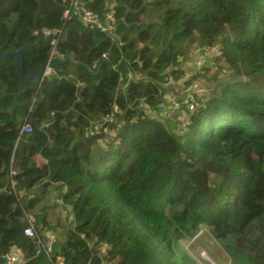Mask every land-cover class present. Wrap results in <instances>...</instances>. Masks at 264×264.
I'll return each mask as SVG.
<instances>
[{
	"label": "trees",
	"instance_id": "obj_1",
	"mask_svg": "<svg viewBox=\"0 0 264 264\" xmlns=\"http://www.w3.org/2000/svg\"><path fill=\"white\" fill-rule=\"evenodd\" d=\"M79 6L107 28L86 25ZM39 30L51 37L32 39L24 73L50 56L76 62L55 60L23 89L14 59L0 58V264L13 246L24 264H196L179 240L198 224L232 264H264V0H0L5 50ZM194 42L219 48L224 77L171 128L181 122L143 104L158 110L162 83L195 68L179 67ZM57 206L71 214L65 226L46 220ZM36 207L37 230L61 228L51 258L23 234Z\"/></svg>",
	"mask_w": 264,
	"mask_h": 264
},
{
	"label": "rangeland",
	"instance_id": "obj_2",
	"mask_svg": "<svg viewBox=\"0 0 264 264\" xmlns=\"http://www.w3.org/2000/svg\"><path fill=\"white\" fill-rule=\"evenodd\" d=\"M200 50L198 49L197 43L194 42V44L191 46L188 51L184 54V56L179 58L180 64L179 67L188 69L192 67L193 61L195 60L196 56ZM210 59L207 60L206 64L200 67L199 69H193L191 71H188L184 74V76L177 82H174L171 78H168L167 81L162 83V87L166 90L169 89L170 92H167L165 95L166 100H170V102L174 101L173 98H183V90L185 89L184 86V79H187L190 77L193 73L197 72L196 78L192 82V86L199 85L200 87L204 88L206 91H209L213 87V81L217 80L218 78L224 77V71H225V64L213 57H209ZM216 67V68H214ZM191 86V87H192ZM205 91V92H206ZM184 107H181L178 112H172L170 108L168 110H163L159 112V110H155L150 108L147 113L151 116L156 117L159 121H166L167 124H176V122H179V116H181L182 112L184 111ZM176 114V115H175ZM178 119H177V118ZM180 123V122H179ZM182 128L183 125L176 124L171 125L169 127L171 128ZM38 159V162H41V159L36 157ZM40 212L38 208L36 207L31 211L32 216L35 218V214ZM47 212V209L46 211ZM46 220H49L51 224H54L57 220H59V227L62 225L68 224V219L70 218L68 216V212L66 209L62 208L61 206H57L55 208V212H47ZM27 224V222H26ZM38 225L36 220L34 221V225ZM40 228V226H38ZM58 229L61 231V228ZM44 231H51L55 232L56 236L60 238L59 235L60 231H55L52 229L44 230ZM212 231V230H211ZM210 229H208L207 226L201 225L197 226L196 233L192 237H185L179 240V244L182 248V250L188 254L191 259L196 264H232L231 260L226 252V250L223 248L221 242L217 239H215L211 233Z\"/></svg>",
	"mask_w": 264,
	"mask_h": 264
},
{
	"label": "built area",
	"instance_id": "obj_3",
	"mask_svg": "<svg viewBox=\"0 0 264 264\" xmlns=\"http://www.w3.org/2000/svg\"><path fill=\"white\" fill-rule=\"evenodd\" d=\"M74 13H76L80 19L88 25L90 28H96L100 30H105L107 27L105 24H103L98 16L92 12L91 10L85 8V7H75ZM65 14L68 13V10L64 11ZM106 19L111 20L112 19V12L109 11L106 14ZM44 36L50 35L49 31L44 30L43 31ZM221 54V51L217 46H206L201 52L198 53L195 60L193 61V65L195 66V69H199L202 67L206 61L209 59V57L212 56H219ZM51 58V56H50ZM49 58V59H50ZM53 69L50 64L46 63L45 67L42 70L43 77H48L53 73ZM205 92V89L200 87L199 85L192 86L190 89H187L182 99L173 98L174 101L170 102V100L160 101L156 104V107L160 111H165L170 108L172 112H178V110L181 107H184V111L182 112L181 116H179V121L181 122V125L186 124L188 120L189 113L192 112L194 109L198 106V98ZM183 105V106H182ZM144 109L149 111L150 106L148 104H143ZM104 120H109V118H104ZM96 132L97 131V125L93 128ZM31 130V126L28 122L24 123L21 127V131L29 132ZM57 203L61 204V200L57 199ZM26 218V226L23 229V234L27 237H29L34 243H35V251L34 255H38L40 253H44L48 258H51L53 255H55L54 251V245L58 241V237L56 236L55 232L51 231H40L35 228L34 221L35 218L32 216L30 212H27L24 214ZM71 218V214L68 215ZM97 249L98 255L100 257L106 255L107 250L109 248V244L105 241L97 243L95 246ZM2 259L5 264H24L26 260V256L22 250H20L17 247H11L7 251H5L2 254ZM53 264H63V259L60 255H55V262Z\"/></svg>",
	"mask_w": 264,
	"mask_h": 264
},
{
	"label": "water",
	"instance_id": "obj_4",
	"mask_svg": "<svg viewBox=\"0 0 264 264\" xmlns=\"http://www.w3.org/2000/svg\"><path fill=\"white\" fill-rule=\"evenodd\" d=\"M35 36H39L44 41H49L51 37V35L44 36L43 31L41 30L36 31L35 33L28 34L26 40L22 43V45L13 51L5 50L4 44H0V58L1 59H14V62H15L14 73L18 76V78L22 82L23 89H26L28 86L40 84L44 80V77L42 75V70L45 67L46 63L52 65L55 60L60 61V62L67 61V60L76 62L71 55H66L64 57L53 56L45 63H41L34 72L27 73V74L24 73L23 68H22L21 55L30 46L31 41ZM83 86L84 85L80 87L78 91L79 94L81 93Z\"/></svg>",
	"mask_w": 264,
	"mask_h": 264
},
{
	"label": "crops",
	"instance_id": "obj_5",
	"mask_svg": "<svg viewBox=\"0 0 264 264\" xmlns=\"http://www.w3.org/2000/svg\"><path fill=\"white\" fill-rule=\"evenodd\" d=\"M214 68H216V67H214ZM38 158H39V157H38ZM36 161H37V163H39L37 158H36ZM54 194H55V192L52 191V190L50 189L49 198H50L51 200L54 199Z\"/></svg>",
	"mask_w": 264,
	"mask_h": 264
}]
</instances>
